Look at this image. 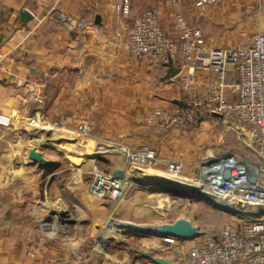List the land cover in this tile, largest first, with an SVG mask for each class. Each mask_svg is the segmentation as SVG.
Returning <instances> with one entry per match:
<instances>
[{"label":"crops","instance_id":"0c3cea01","mask_svg":"<svg viewBox=\"0 0 264 264\" xmlns=\"http://www.w3.org/2000/svg\"><path fill=\"white\" fill-rule=\"evenodd\" d=\"M173 1L167 4L165 0H131L132 15L159 6L162 27L176 37L172 16L180 10L203 30L213 47L247 46L253 34L264 31V0L261 5L256 0H218L204 10L197 8L194 0ZM118 2L0 0V264H22L30 250H36L40 257L73 258L80 254L78 248L84 240L77 241L74 235L64 233L58 224L59 214L48 219L53 211L46 205L53 198L63 203L64 198L80 189L59 180L65 172L72 177L87 175L92 171L94 157L100 158L88 153L76 165L63 155L60 163L53 161L56 171L33 160L31 149L24 147L27 137L21 133L28 135V129L38 124L31 120L32 94L19 87V81L44 82L36 90L44 99L41 109L45 119L51 123L44 127L70 132V128L87 123L92 138L118 142L126 148L149 144L164 160H182L185 178L199 177L207 148L198 132L203 125H215L214 120L220 118L210 114L214 120H202L204 115L190 130H174L165 136L152 130L147 118L154 111L172 112L182 107L177 103L183 101L181 84L167 66H150L122 48L115 33L128 25L131 17L117 14ZM25 11L32 14L26 22L22 19ZM70 18L96 26L68 28L66 19ZM45 70L58 71L60 75L43 79ZM200 78L206 80L208 76ZM218 134L222 138L220 132L214 133L212 149L222 151ZM241 139L250 146L249 134ZM103 151L116 152L110 147ZM110 162V169L104 172L122 169L128 174L123 161ZM86 209L88 213V205ZM86 235L88 238V232ZM194 240L184 241L194 244ZM162 257L175 264H187L185 255ZM140 260V264H154L144 257Z\"/></svg>","mask_w":264,"mask_h":264},{"label":"built area","instance_id":"2783aa9c","mask_svg":"<svg viewBox=\"0 0 264 264\" xmlns=\"http://www.w3.org/2000/svg\"><path fill=\"white\" fill-rule=\"evenodd\" d=\"M256 1L260 5L263 2ZM165 2L171 4L174 1ZM217 2L194 0L201 10ZM115 10L122 18L131 17V22L115 33L121 39L124 50L150 66H177L174 77L180 81L182 100L187 107L172 112L154 111L149 115L147 120L155 133L165 136L174 130L188 131L197 125L200 116L215 111L221 113V119L239 134L247 129L251 136L248 147L253 151V157L239 151L222 153L212 148L205 152L199 177L192 182L213 203L230 209L241 220L237 223L227 221L218 235L201 234L186 250L187 264H264V31L253 34L247 46L213 47L206 40L203 30L180 10L174 11L172 16L176 37L162 27L159 6H152L140 15H132L131 0H120ZM66 24L68 28L96 26L75 18L66 19ZM59 75L58 71L45 70L41 77L55 79ZM205 75L208 78L202 80L200 76ZM17 84L32 94L34 106L31 120L36 124L51 125L41 109L44 102L41 92L36 91L44 82L31 84L19 81ZM69 131L86 138L91 136V127L87 123ZM107 143L106 146L116 152L118 149L115 146L123 150L121 153L125 152L126 167L133 164L144 171L162 173L172 180L191 181L183 176L185 163L182 160H164L158 150L149 144L126 148L118 142ZM92 174L90 190L98 198L119 199L132 184L127 173L123 178H116L113 171L100 169L96 156ZM164 241L176 245L178 250L183 249L185 242L175 237L164 238ZM22 264L84 262L79 253L73 258L40 257L36 250H30Z\"/></svg>","mask_w":264,"mask_h":264},{"label":"rangeland","instance_id":"374dc122","mask_svg":"<svg viewBox=\"0 0 264 264\" xmlns=\"http://www.w3.org/2000/svg\"><path fill=\"white\" fill-rule=\"evenodd\" d=\"M204 119L215 118L205 115L202 120ZM214 122L215 125H203L205 127L198 132L200 137L204 138L202 144L206 146V151L214 145V133L220 132L222 138L220 140L218 134L217 139L223 145L222 153L239 151L243 155L254 156L251 148L241 139L248 135L247 129H243L242 134H239L238 130L222 119H215ZM27 134L21 133L23 138L27 137L25 150L36 148L47 159L56 163H60L63 155H66L77 165L81 163L82 155L93 153L100 155L99 159L97 157V164L104 171L110 169L111 160L123 161V164L127 165L125 152L121 153L123 150L115 146L118 152L106 153L103 149L108 148L106 146L108 143L91 136L86 138L76 133L54 130L44 127L43 123L34 124L28 129ZM74 168L77 170L78 167ZM126 168L127 175L132 174V184L119 199H102L91 193L92 171L76 177H72L70 172H65L63 178L60 177L59 180H64L63 184L69 187L76 184L80 189L72 195L68 194L70 196L64 198L63 203L53 197L47 202V208L50 207L53 211L48 215V219H54L55 213L59 214L58 224L63 226L64 233L74 235L77 241L84 240L78 248L84 264H140L142 262L140 252L149 251L155 256H183L192 245L190 242H184L183 249L178 250L176 245L149 237L145 230L124 227L125 222L141 226L172 223L180 218H186L198 226L201 234L215 236L220 233L227 221L237 223L241 220L234 214L214 206L211 201L203 199L199 194L187 195L178 190H166L161 186L145 183L141 178L147 176L146 171L133 164ZM56 170L54 167L53 171ZM86 205L89 206L88 213ZM91 206H94V209ZM198 239L199 237L193 242Z\"/></svg>","mask_w":264,"mask_h":264},{"label":"water","instance_id":"95a60500","mask_svg":"<svg viewBox=\"0 0 264 264\" xmlns=\"http://www.w3.org/2000/svg\"><path fill=\"white\" fill-rule=\"evenodd\" d=\"M32 18V14H30V12L25 11L22 13V19L23 21H28ZM99 21V17H97L96 22L98 23ZM167 67L170 69V72L172 74H176V70L173 69L172 65H167ZM177 103L186 108L187 105L185 102L183 101H177ZM211 115L216 117V118H223V115L219 112H211ZM30 157L38 162H42L44 163V165H46V167L52 169L54 167H56V164L47 159L40 150L33 148L30 151ZM125 175L124 170L122 169H116L114 171V176L116 178H123V176ZM166 177V176H165ZM164 180H161V182H152V185H156V186H161L162 188H165L166 190H178L180 192H183L184 194H199L203 199H208L209 201H211V203L221 209H224L225 211H227V213L229 214H234L230 209L222 207L220 205H217L215 203L212 202V200L205 194H203L199 189H194L192 191L186 190L184 189V187L178 185V184H174V180L170 179V178H163ZM149 183V182H147ZM123 226L126 228H130V229H140V230H145V232H148V236H155V237H159V238H167V237H175L178 238L180 240H194L197 237H199L201 235L200 229L198 228V226L194 225L190 220L186 219V218H180L178 220H176L175 222L172 223H163V224H147V225H136L133 224L131 222H125L123 223ZM141 256L144 258H147L149 260H151L154 264H175L174 262L168 260L165 257L162 256H154L152 254V252L149 251H145V252H140Z\"/></svg>","mask_w":264,"mask_h":264},{"label":"bare ground","instance_id":"6f19581e","mask_svg":"<svg viewBox=\"0 0 264 264\" xmlns=\"http://www.w3.org/2000/svg\"><path fill=\"white\" fill-rule=\"evenodd\" d=\"M59 129V128H58ZM57 130V129H54ZM54 133V132H53ZM61 133V132H60ZM75 150V149H74ZM78 152V151H77ZM86 159V158H85ZM84 161V160H83ZM140 171V170H139ZM145 172V171H144ZM145 173H147V176H144L142 179V181H144L145 183L149 182L150 184L152 182H161V180H164L163 178H167L165 177L164 174L162 173H157L155 171H151V170H147ZM153 184V183H152ZM151 184V185H152ZM174 184H178L182 187H184V189L192 191L194 189L197 188V184H194L193 182H189L187 180H174ZM61 225V224H60ZM59 225V227H60ZM56 226V224H55ZM62 227V226H61ZM53 228V227H52ZM62 229V228H61Z\"/></svg>","mask_w":264,"mask_h":264},{"label":"trees","instance_id":"16d2710c","mask_svg":"<svg viewBox=\"0 0 264 264\" xmlns=\"http://www.w3.org/2000/svg\"><path fill=\"white\" fill-rule=\"evenodd\" d=\"M207 116L210 117V114H207ZM200 117H203V116H200ZM200 119H201V118H200ZM190 201H193V202H195V203H198V202H196V201H194V200H190ZM216 235H218V234H216Z\"/></svg>","mask_w":264,"mask_h":264}]
</instances>
